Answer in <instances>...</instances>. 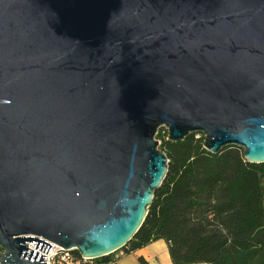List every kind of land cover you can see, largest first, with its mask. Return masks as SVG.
Returning <instances> with one entry per match:
<instances>
[{"label": "water", "instance_id": "obj_1", "mask_svg": "<svg viewBox=\"0 0 264 264\" xmlns=\"http://www.w3.org/2000/svg\"><path fill=\"white\" fill-rule=\"evenodd\" d=\"M161 129L264 164V0H0V264L124 250Z\"/></svg>", "mask_w": 264, "mask_h": 264}, {"label": "trees", "instance_id": "obj_2", "mask_svg": "<svg viewBox=\"0 0 264 264\" xmlns=\"http://www.w3.org/2000/svg\"><path fill=\"white\" fill-rule=\"evenodd\" d=\"M158 134L167 177L125 250L163 240L173 264H264V164L247 163L237 147L211 154L197 134L178 143L165 129Z\"/></svg>", "mask_w": 264, "mask_h": 264}, {"label": "crops", "instance_id": "obj_3", "mask_svg": "<svg viewBox=\"0 0 264 264\" xmlns=\"http://www.w3.org/2000/svg\"><path fill=\"white\" fill-rule=\"evenodd\" d=\"M141 258L148 264H173L169 253V246L163 240L153 242L134 252H128L125 249L121 250L112 255L108 264H140Z\"/></svg>", "mask_w": 264, "mask_h": 264}, {"label": "built area", "instance_id": "obj_4", "mask_svg": "<svg viewBox=\"0 0 264 264\" xmlns=\"http://www.w3.org/2000/svg\"><path fill=\"white\" fill-rule=\"evenodd\" d=\"M35 248V244H29L28 250H31L35 253L43 255L47 257L46 264H95L93 260H87L84 258H78L75 255V251L65 250L64 248L52 244L47 255L37 251ZM2 250L0 249V255L2 254Z\"/></svg>", "mask_w": 264, "mask_h": 264}, {"label": "rangeland", "instance_id": "obj_5", "mask_svg": "<svg viewBox=\"0 0 264 264\" xmlns=\"http://www.w3.org/2000/svg\"><path fill=\"white\" fill-rule=\"evenodd\" d=\"M200 136H203V135H202V134H201V135H200V134H199V135H197V137H200Z\"/></svg>", "mask_w": 264, "mask_h": 264}]
</instances>
